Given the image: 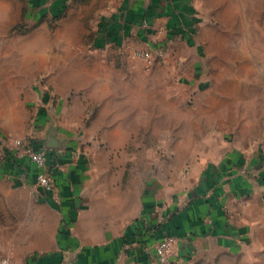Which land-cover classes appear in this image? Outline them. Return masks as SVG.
Instances as JSON below:
<instances>
[{"label":"rangeland","instance_id":"obj_1","mask_svg":"<svg viewBox=\"0 0 264 264\" xmlns=\"http://www.w3.org/2000/svg\"><path fill=\"white\" fill-rule=\"evenodd\" d=\"M190 1L200 22L187 37L158 40L148 51L133 46L137 50L131 56L103 50L90 57L96 22L106 6L73 0L51 17L40 14L36 0H0V148L8 134L68 145L58 132L62 115L48 119L46 101L73 99L81 90V100L67 105V115L82 113L81 127L98 134L110 128L112 116L125 122L122 96L129 98L132 140L139 145L121 153L140 164L125 169L171 190L185 189L227 149L264 154V0ZM102 59L118 65L117 77L128 86L103 88L101 79L113 78L110 72L83 69ZM88 73L95 78L86 81ZM79 79L89 86L79 89ZM88 90L95 91L90 100L84 97ZM103 92L117 94L119 101L115 95L102 97ZM72 121L78 124L79 118ZM147 154L149 173L141 166ZM194 264H264V204L260 223L251 225L243 247L214 252Z\"/></svg>","mask_w":264,"mask_h":264},{"label":"crops","instance_id":"obj_2","mask_svg":"<svg viewBox=\"0 0 264 264\" xmlns=\"http://www.w3.org/2000/svg\"><path fill=\"white\" fill-rule=\"evenodd\" d=\"M36 1L42 7L40 14L54 17L73 0ZM88 1L106 6L96 22L90 57H98L103 50L130 56L137 49L152 50L158 40L187 37L200 22L190 0ZM84 54L88 55L86 50ZM83 69L101 71L104 76L110 72L113 78L101 79L103 88L128 86L127 80L117 77L119 68L114 62L86 63ZM89 73L86 81L95 78ZM84 85L89 83L79 79L78 88ZM79 92L73 99L62 96L46 101V117L55 120L62 115L58 132L70 140L65 148L46 149L54 182L50 191L36 186V169L13 144L14 139L25 138L5 136L0 148V185L5 186L0 190V260L9 258L12 264H157L155 245L165 236H175L180 239L177 264H194L214 252H235L247 243L251 225L262 218L263 153L246 155L227 149L217 161L208 162L185 189L171 190L155 178L144 177L143 170L135 174L125 169L140 164L121 153L139 145L132 140L134 112H129V98L122 96L125 122L117 123L119 117L112 116L110 128L98 134L97 129L81 127L82 113L67 115H71L67 105L81 100ZM103 94L111 100L115 95V102L119 101L117 94ZM91 95L94 90L84 93L86 100ZM76 118L78 124L72 121ZM94 135L110 138L100 142ZM28 141L42 147L40 140ZM142 150L149 148L143 144ZM146 157L141 166L149 173L150 154Z\"/></svg>","mask_w":264,"mask_h":264},{"label":"built area","instance_id":"obj_3","mask_svg":"<svg viewBox=\"0 0 264 264\" xmlns=\"http://www.w3.org/2000/svg\"><path fill=\"white\" fill-rule=\"evenodd\" d=\"M139 57L149 59L148 53H139ZM13 144L20 148L27 160L36 169L35 184L44 191H50L54 182L47 167V150L34 147L29 141L16 138ZM179 241L175 236H165L155 245V261L157 264H177L179 259ZM0 264H12L9 258H2Z\"/></svg>","mask_w":264,"mask_h":264},{"label":"water","instance_id":"obj_4","mask_svg":"<svg viewBox=\"0 0 264 264\" xmlns=\"http://www.w3.org/2000/svg\"><path fill=\"white\" fill-rule=\"evenodd\" d=\"M42 148L44 149H61V148H65V146H60L59 144H56L53 141H46L42 143Z\"/></svg>","mask_w":264,"mask_h":264}]
</instances>
